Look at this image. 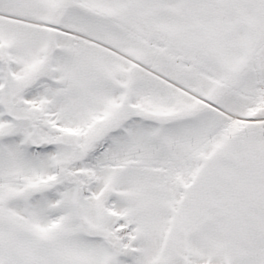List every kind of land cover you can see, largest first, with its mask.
Segmentation results:
<instances>
[{"label":"snow or ice","instance_id":"1","mask_svg":"<svg viewBox=\"0 0 264 264\" xmlns=\"http://www.w3.org/2000/svg\"><path fill=\"white\" fill-rule=\"evenodd\" d=\"M0 264H264V0H0Z\"/></svg>","mask_w":264,"mask_h":264}]
</instances>
